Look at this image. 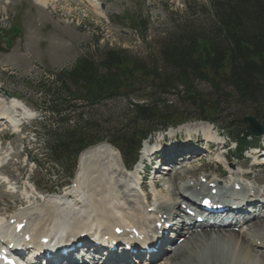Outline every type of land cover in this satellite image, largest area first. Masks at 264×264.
Returning a JSON list of instances; mask_svg holds the SVG:
<instances>
[{
	"label": "rangeland",
	"instance_id": "rangeland-1",
	"mask_svg": "<svg viewBox=\"0 0 264 264\" xmlns=\"http://www.w3.org/2000/svg\"><path fill=\"white\" fill-rule=\"evenodd\" d=\"M95 1V4L92 5L90 3L94 0L86 3L82 0H48V6L42 8L35 5L32 0H0V39L8 33L12 26L16 25L20 29L12 48L6 52H0V88L3 93L19 95V100L33 111L34 118L23 121L26 123L25 130L30 133L35 127V121L40 120L44 100L42 86L48 83L53 74L63 69H70L79 58L93 57L98 60L103 51L115 50L122 51L133 60L145 61L149 64L151 60L159 58V50L165 44L164 41L175 36L183 28L207 31L213 25L211 16L207 12L209 0ZM93 6H96L97 12ZM4 48V44L0 42V49ZM195 89L202 96L207 97L210 94L209 88L204 84H197ZM142 90L145 95L148 92L150 94L151 91L145 84L142 85ZM1 101L3 100L0 99ZM156 101L159 105H172L174 109L171 108L169 112L173 113L177 120L192 119L198 112L179 107L172 90L161 97L159 96V99L157 97ZM23 104L21 105L26 110ZM125 105L126 102L115 100L103 103L95 110L97 115L102 117L100 119L103 122L107 123L108 121V124L121 125L125 124V120H123L126 119L124 114H127L124 111ZM220 110L222 114L217 116L218 124L215 125L219 129L229 127V130H234L232 132L240 131L248 127L242 122V119L249 116L255 118L264 129V112L260 115V112L241 108L235 105L232 99L222 103ZM195 123L199 124L198 121H191L189 126L182 128L184 132L178 130L177 133L175 129L165 133L168 136L172 132L181 136L188 135L192 139L199 137L198 142L210 140L211 143L221 146L224 144L222 142L227 143L226 132H219L224 137L216 138L213 132L214 128L206 125L212 128L207 139L206 135L200 132L201 130L190 129V126ZM0 136H2L0 139V216L6 219L5 222H8L9 218L15 214L21 217L45 206H50L46 202L38 201L36 196L53 197L47 193L58 183L74 184L75 180L65 178L64 171L54 165L47 164L42 143L44 140L39 136L25 135L23 129H21V135L18 134L15 137L10 131H4ZM262 140L258 141L257 145L264 149V137ZM231 145L229 144L228 148L232 149ZM189 148L194 150L191 145ZM180 149L182 148H174L165 155L169 153L170 156H168L169 154L167 156L174 159L177 154H173L172 151ZM183 149L186 150V147ZM219 150L223 149L216 150L212 147L211 155L205 156L203 163L195 161L193 167H189L190 170H194V173L186 176L187 179L191 178L192 181H195L202 174L207 175L205 181L213 178L211 174H207L209 171H213L217 167H225L223 153L227 150L223 152H219ZM251 154L252 152H247L242 159H238L232 152L228 155V159L237 170L243 165L248 170L251 165L260 166V163L264 162V158H259L263 160L254 159L249 164L246 162V157ZM34 160L38 161L40 167ZM190 160L185 159L181 166L186 168L184 165L187 162L192 163ZM115 161L117 167L121 161L117 157ZM176 168L179 169V167ZM178 169L176 170L178 171ZM235 169L233 168V171L237 173ZM261 171L264 172V168ZM216 172L220 176H227L224 169L218 168ZM244 174L243 179L252 178L259 185H261L259 182L261 179L264 181V173H259L262 178L250 177L247 175L248 172ZM237 175L239 178L242 176L238 173ZM234 178H236L235 175L231 176L229 181ZM249 185L256 187L253 182H250ZM112 188L114 191L119 190L117 184ZM63 190L64 188L61 192ZM162 191L165 190L162 189L160 195L166 197ZM71 198L73 199L71 202H75L74 196ZM37 205L41 207H35ZM17 215L11 219H15L18 217ZM126 222L134 225L144 223L134 219H126ZM26 227H28L27 223ZM35 229L36 227L28 228L30 232ZM175 260L182 261L181 259L165 260V264L178 263ZM158 264H163V262Z\"/></svg>",
	"mask_w": 264,
	"mask_h": 264
},
{
	"label": "trees",
	"instance_id": "trees-1",
	"mask_svg": "<svg viewBox=\"0 0 264 264\" xmlns=\"http://www.w3.org/2000/svg\"><path fill=\"white\" fill-rule=\"evenodd\" d=\"M209 1L212 27L183 28L164 41L159 58L149 64L105 50L98 60L80 58L42 86L43 111L50 120L44 131L55 162L73 165L80 151L104 140L128 155L148 133L190 119L177 120L169 112L172 105L157 103L170 90L179 107L198 111L194 119L216 122L229 99L262 115L264 0ZM199 83L209 88V96L195 89ZM143 84L150 94H143ZM115 100L126 102L125 124H108L97 115L98 106ZM232 131L239 152L253 145L248 127Z\"/></svg>",
	"mask_w": 264,
	"mask_h": 264
},
{
	"label": "bare ground",
	"instance_id": "bare-ground-1",
	"mask_svg": "<svg viewBox=\"0 0 264 264\" xmlns=\"http://www.w3.org/2000/svg\"><path fill=\"white\" fill-rule=\"evenodd\" d=\"M33 3L42 8L48 6V0H32ZM84 3L91 2L92 0H82ZM94 2L90 4L93 5ZM93 9L96 10V6H93ZM1 96L5 98L2 94ZM12 99V100H10ZM5 101L8 100V108L0 105V120H9L11 123H18L10 116L11 112L14 111L20 116H27L29 112L23 109V106L15 98H5ZM2 104V101L0 102ZM25 108V107H24ZM0 121V122H1ZM1 125V124H0ZM2 131L4 128H0ZM190 129H196L197 131L203 132V135H206V138L209 132L212 131V128L206 126L205 124H193L190 126ZM187 131V130H185ZM264 135L262 136V138ZM209 145H212L213 149H223L224 144L221 146L219 144H213L210 141H207ZM191 148V147H190ZM212 149V148H211ZM118 156V153L107 144H100L94 146L85 152H83L79 157V176L76 179L78 180V188H81L80 194H76V189L71 193V196L67 197L66 194L53 198L48 202L50 206H45L37 211L32 213L22 215L21 217H16L15 223L20 224V222L26 221L28 227L26 232L30 235L33 242H38L39 239L46 236H51V233L54 231L57 218H63L66 222H71L68 231H66V236H73L76 234H81L83 232H89L93 229H98L100 236H113V231L119 229L122 232L123 236H130L132 231L141 233V237L144 233L147 232L148 228L146 225L147 216L143 215V210H147L143 205H135L134 199L132 196L135 194L131 193L133 189H126L125 184L122 182V174L119 173V183L117 186L119 190L114 191L112 187H115V181L113 180V175H115V169H111L113 166L112 163L114 159ZM177 163L184 162L185 158L178 157ZM116 162V161H115ZM178 167V166H177ZM229 175H235L236 178H239L237 173L233 171V165L228 163ZM180 170H182L180 172ZM174 171V172H173ZM259 172H262L261 169ZM194 173V170L189 168L179 167L178 171L172 170V173L165 174L161 177H154L150 180L147 178L145 182L142 183L141 188L145 190L146 201L152 202L154 197L147 192V184L151 182L152 186L158 189V192L161 193V190L164 189V186H167L165 191H162L167 200L159 202L158 211H155L153 217V223H158L160 221L168 222L169 218L174 217V209H179L181 212V205L183 202L188 205H192L193 200H184L179 195L185 196L187 192H191L199 196L202 193V197L196 198L195 202L201 203L205 198V192L211 193L213 190L225 193L226 188L215 186L216 180L210 178L208 181L202 183L199 182L202 178L206 180L207 175H203L195 181H192L191 178L187 179L186 176H190ZM223 173V172H222ZM193 175V174H192ZM250 177H257L252 175L250 172L247 174ZM209 176V175H208ZM245 174L240 177L243 178ZM192 177V176H191ZM197 178V177H196ZM252 179V178H249ZM237 182L236 180L230 181ZM261 185H264V181L261 179ZM231 186H234L232 185ZM215 186V187H214ZM242 191L246 192L248 196L252 199L254 198L255 204L253 208L259 209L264 207V189L263 191L256 190L254 188L248 189V187H242ZM245 189V190H244ZM258 191V193H257ZM261 192H263L262 195ZM133 194V195H131ZM221 194V195H222ZM76 198L79 196V200L76 202H67L71 197ZM212 196V194H211ZM65 197V198H64ZM66 197L68 199H66ZM175 198L171 200V198ZM156 198V197H155ZM176 199H180L178 202ZM234 199V198H232ZM73 201V199H72ZM61 204V205H60ZM83 204V205H81ZM234 206L235 204H230L229 206ZM127 210V212L125 211ZM114 211L116 213H114ZM163 212V213H161ZM166 215L167 217H164ZM74 216V219L68 221L70 217ZM23 217V218H22ZM167 218V219H166ZM259 218V217H258ZM126 219H134L136 221L144 222L140 225L132 224L126 222ZM262 219L258 222V220ZM243 221V220H240ZM236 221H230L228 223L229 227L225 228H213L206 227L202 228L200 232L192 230L188 237H184V232H177V239L182 240L180 243L176 244L173 249H168V254L163 255L161 260H174L181 259V262L174 264H264V250L261 248L264 246V216H260L259 219H249L247 220L242 227L238 228V231H235L233 227L235 226ZM39 226V227H38ZM36 227L33 232H30L28 228ZM38 227V228H37ZM8 229V227H7ZM90 234V233H89ZM145 235V234H144ZM139 236V235H138ZM136 239L142 240L143 238ZM177 240V241H178ZM127 254V252H125ZM158 254L157 256H159ZM128 258L138 259L140 254L138 252H132L127 254ZM154 259L150 257L149 260H144L141 258L138 259V264H151ZM40 260V259H39ZM142 260V263H140ZM40 262V261H37ZM154 264V263H152Z\"/></svg>",
	"mask_w": 264,
	"mask_h": 264
},
{
	"label": "water",
	"instance_id": "water-1",
	"mask_svg": "<svg viewBox=\"0 0 264 264\" xmlns=\"http://www.w3.org/2000/svg\"><path fill=\"white\" fill-rule=\"evenodd\" d=\"M16 34H17V28L14 27L11 29L9 35L2 39V41L6 43L7 48L10 47V43L16 37ZM242 122L248 124V127L253 136L260 137L263 134V128L258 124L255 118L244 117L242 119Z\"/></svg>",
	"mask_w": 264,
	"mask_h": 264
}]
</instances>
